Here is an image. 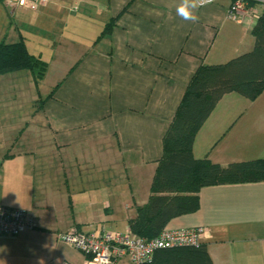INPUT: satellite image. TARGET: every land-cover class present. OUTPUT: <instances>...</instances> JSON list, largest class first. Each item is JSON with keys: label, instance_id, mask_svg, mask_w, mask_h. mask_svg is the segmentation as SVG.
<instances>
[{"label": "crops", "instance_id": "obj_1", "mask_svg": "<svg viewBox=\"0 0 264 264\" xmlns=\"http://www.w3.org/2000/svg\"><path fill=\"white\" fill-rule=\"evenodd\" d=\"M232 1L199 6L192 22L177 15L181 0H48L36 11L0 0V42L22 40L46 63L36 83L25 69L0 74V204L36 223L0 235V264H28L39 251H54L52 264H82L59 232L129 228L195 71L253 47L256 20L229 19ZM24 85L36 87L28 113ZM192 152L221 165L264 158V90L253 100L224 94ZM198 198L165 228L204 227L211 264H264V181L203 186Z\"/></svg>", "mask_w": 264, "mask_h": 264}, {"label": "trees", "instance_id": "obj_2", "mask_svg": "<svg viewBox=\"0 0 264 264\" xmlns=\"http://www.w3.org/2000/svg\"><path fill=\"white\" fill-rule=\"evenodd\" d=\"M251 34L249 51L224 63L201 65L191 77L163 136L148 200L136 206V215L128 221L135 235L150 240L173 217L196 211L203 186L264 181V158L221 165L207 157L197 159L192 152L197 131L224 94L236 92L253 100L264 90V6ZM22 69L36 83L46 63L30 54L22 40L1 41L0 74ZM141 264H211V258L206 244L199 242L156 249L151 261Z\"/></svg>", "mask_w": 264, "mask_h": 264}, {"label": "built area", "instance_id": "obj_3", "mask_svg": "<svg viewBox=\"0 0 264 264\" xmlns=\"http://www.w3.org/2000/svg\"><path fill=\"white\" fill-rule=\"evenodd\" d=\"M8 10L22 8L36 11L48 0H1ZM214 0H200V6ZM264 0H233L227 17L241 22L246 18L257 20ZM36 226L30 211L0 204V235L16 236ZM204 227L164 228L148 240L137 236L128 228L123 232L103 230L99 233L82 231L71 226L57 234L58 239L78 249L84 255L83 264H119L124 258L128 263L141 264L151 261L156 249L198 244L205 235Z\"/></svg>", "mask_w": 264, "mask_h": 264}, {"label": "rangeland", "instance_id": "obj_4", "mask_svg": "<svg viewBox=\"0 0 264 264\" xmlns=\"http://www.w3.org/2000/svg\"><path fill=\"white\" fill-rule=\"evenodd\" d=\"M4 13H3L4 14V17L6 19H8V13L5 10H4ZM24 73H25V71H24ZM23 89H24V92H25V95H24L23 101H22L23 102L22 105H24L23 106V111L26 112V113H28V112H30V109H28L26 107H29V108L32 107V109H34L35 107H38L37 106L38 105V101L35 100V99L31 100V97H35V95H36V90H35L36 87L33 88V89H31L29 87L26 88V85H24L23 86ZM44 90H45V87L42 89V93H43ZM18 102H19V100H18ZM33 123L36 125L37 124L36 120ZM69 247H71V246H69ZM71 248H73V247H71ZM73 249H75L78 253H80L84 257V255L78 249H76V248H73ZM55 256H56V253H54V251H47V252L44 251V253H42L41 251H39V252H36V253L32 254L30 256V258L27 260V263L28 264H52L50 262V260H52ZM125 263H127V259H124L123 258L120 261L119 264H125ZM82 264H83V262H82Z\"/></svg>", "mask_w": 264, "mask_h": 264}, {"label": "clouds", "instance_id": "obj_5", "mask_svg": "<svg viewBox=\"0 0 264 264\" xmlns=\"http://www.w3.org/2000/svg\"><path fill=\"white\" fill-rule=\"evenodd\" d=\"M200 6V0H181L176 8L177 15L186 21L196 22L198 16L195 10Z\"/></svg>", "mask_w": 264, "mask_h": 264}]
</instances>
